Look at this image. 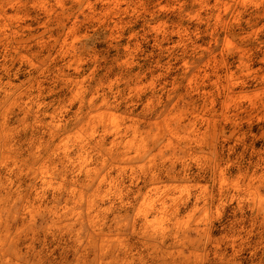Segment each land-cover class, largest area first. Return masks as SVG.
Returning a JSON list of instances; mask_svg holds the SVG:
<instances>
[{
  "label": "rangeland",
  "instance_id": "rangeland-1",
  "mask_svg": "<svg viewBox=\"0 0 264 264\" xmlns=\"http://www.w3.org/2000/svg\"><path fill=\"white\" fill-rule=\"evenodd\" d=\"M0 264H264V0H0Z\"/></svg>",
  "mask_w": 264,
  "mask_h": 264
}]
</instances>
